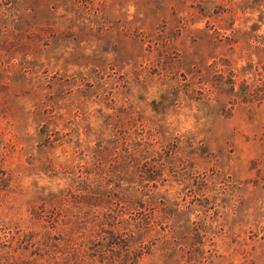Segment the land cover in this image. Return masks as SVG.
Here are the masks:
<instances>
[{
	"label": "rangeland",
	"instance_id": "374dc122",
	"mask_svg": "<svg viewBox=\"0 0 264 264\" xmlns=\"http://www.w3.org/2000/svg\"><path fill=\"white\" fill-rule=\"evenodd\" d=\"M100 227L264 264V0H0V264Z\"/></svg>",
	"mask_w": 264,
	"mask_h": 264
},
{
	"label": "trees",
	"instance_id": "16d2710c",
	"mask_svg": "<svg viewBox=\"0 0 264 264\" xmlns=\"http://www.w3.org/2000/svg\"><path fill=\"white\" fill-rule=\"evenodd\" d=\"M96 240L103 242L104 246L108 247V252L103 253L99 259L91 257L90 260H86L88 250L95 244ZM53 247L58 248L56 244H53ZM122 253H124L123 257ZM63 254L65 256L62 261H56L55 264H93L95 260L97 264H133L137 256L130 253L128 241L120 238L116 230L105 229L104 227H100L99 230L91 234L89 240L82 238L79 243L68 240ZM52 259L55 260L56 257L53 256Z\"/></svg>",
	"mask_w": 264,
	"mask_h": 264
}]
</instances>
